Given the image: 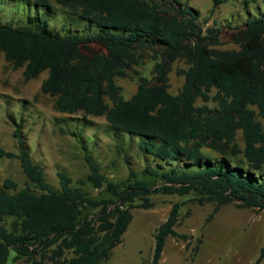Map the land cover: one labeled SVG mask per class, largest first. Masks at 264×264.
<instances>
[{
  "label": "trees",
  "instance_id": "1",
  "mask_svg": "<svg viewBox=\"0 0 264 264\" xmlns=\"http://www.w3.org/2000/svg\"><path fill=\"white\" fill-rule=\"evenodd\" d=\"M54 1L68 10L60 30L51 25L48 0L34 2L45 15L28 14L18 25L0 16V53L13 68H23L26 81L47 72L41 90L54 97L56 111L104 116L108 131L137 139L138 150L154 163L114 181L83 144L86 179L106 196H90L84 180L74 184L64 171H57L54 188L17 124L18 152L0 148V157L18 159L27 185L17 189L6 179L4 186L15 192L0 188V264L10 258L31 264L106 261L121 243L132 209L151 208L153 194H192L199 205L213 203L206 222L228 204L264 209V15L246 16L231 37L237 47L221 49L220 27L204 29L200 11L188 1ZM225 1L213 0L211 11ZM249 1L255 2L244 0L245 7ZM72 16L82 28L73 27ZM146 59L153 63L151 77L132 75ZM176 60L187 67L173 94L168 74ZM117 77L136 79L130 97L123 96ZM198 99L204 103L196 105ZM180 209L172 204L155 229L150 258L139 264H158L169 235L188 239L174 229ZM263 257L264 243L254 264Z\"/></svg>",
  "mask_w": 264,
  "mask_h": 264
},
{
  "label": "rangeland",
  "instance_id": "2",
  "mask_svg": "<svg viewBox=\"0 0 264 264\" xmlns=\"http://www.w3.org/2000/svg\"><path fill=\"white\" fill-rule=\"evenodd\" d=\"M53 8L50 20L52 27L60 30L66 20L68 10L54 0H48ZM200 11L203 28L220 27L221 49L237 46L231 41L232 34L246 16L264 15V0L249 1L226 0L211 11L213 0H183ZM35 0H0V16L5 22L20 24L28 14L46 9L37 7ZM250 14H249V12ZM247 17V18H248ZM73 27L82 28V23L71 17ZM82 22V21H81ZM92 47L102 51L101 46ZM153 63L146 59L143 64L134 66L136 74L151 77ZM187 65L176 60L169 71V91L177 93L184 82L179 72ZM23 68H13L0 53V148L18 152L13 131L20 125L25 145L32 159L45 172L50 186L59 188L57 171H64L73 178L85 183L81 187L93 197H103L102 188H95L87 181L88 166L84 161L82 148L85 144L98 163L101 172L109 179L121 181L130 169L141 170L147 163H154L150 156L140 152L137 139L129 141L123 136H116L108 131L104 116H92L60 113L54 109V97L41 90V83L47 72L25 80ZM116 83L122 87L125 98L130 97L137 88L136 79L117 77ZM211 91V95L214 94ZM204 102L201 99L196 105ZM213 106L214 102H206ZM264 124V119H260ZM237 139L242 145L241 132ZM12 180L17 189L27 185L20 163L16 158L0 157V188L9 193L13 188H6L4 181ZM154 205L151 208L132 209L133 218L122 236V241L112 250L108 260L99 264H139L148 260L154 246L155 229L166 219L173 203L181 204L178 223L174 229L178 234H186L187 240L169 235L166 238L162 257L158 264H254L264 243V209L238 208L234 204L222 206L214 217L206 222L205 218L212 211L214 204L199 205L193 195H150ZM201 242H197V238ZM189 242V244L187 243ZM187 244L189 247H187ZM197 246L194 251L193 248ZM10 264H31L27 259L12 260ZM259 264H264V257Z\"/></svg>",
  "mask_w": 264,
  "mask_h": 264
}]
</instances>
